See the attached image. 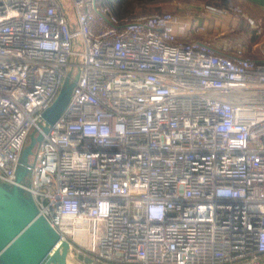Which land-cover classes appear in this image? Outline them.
I'll return each mask as SVG.
<instances>
[{
	"label": "built area",
	"instance_id": "built-area-1",
	"mask_svg": "<svg viewBox=\"0 0 264 264\" xmlns=\"http://www.w3.org/2000/svg\"><path fill=\"white\" fill-rule=\"evenodd\" d=\"M68 1L73 18L63 0H0V183L29 195L54 249L67 241L113 264H260L264 48L218 53L178 38L181 15L118 18L101 0ZM68 74L69 102L44 133ZM32 132L42 139L19 185Z\"/></svg>",
	"mask_w": 264,
	"mask_h": 264
},
{
	"label": "water",
	"instance_id": "water-1",
	"mask_svg": "<svg viewBox=\"0 0 264 264\" xmlns=\"http://www.w3.org/2000/svg\"><path fill=\"white\" fill-rule=\"evenodd\" d=\"M78 74H68L54 103L43 113V132H49L64 112ZM42 136L32 132L22 150L15 172V181L25 184L29 177V157ZM59 242L58 233L38 215L32 199L19 186L0 183V264H67L71 254L69 242H62L59 249L48 257ZM58 257V258H57Z\"/></svg>",
	"mask_w": 264,
	"mask_h": 264
},
{
	"label": "crops",
	"instance_id": "crops-1",
	"mask_svg": "<svg viewBox=\"0 0 264 264\" xmlns=\"http://www.w3.org/2000/svg\"><path fill=\"white\" fill-rule=\"evenodd\" d=\"M105 3L106 0L100 1L101 6H106ZM238 4L244 10L238 16L234 14L235 16L226 17L214 12L207 16V20L195 14L192 18L185 17L183 22L188 28L184 34L177 33L178 38L180 40L206 41L218 53L225 52L226 46L230 48L241 46L245 55H252L256 52V59L263 58L261 51L264 48V0H238ZM251 23L263 28H261L260 35L256 34ZM196 25H203L205 33L195 34L194 26Z\"/></svg>",
	"mask_w": 264,
	"mask_h": 264
},
{
	"label": "rangeland",
	"instance_id": "rangeland-1",
	"mask_svg": "<svg viewBox=\"0 0 264 264\" xmlns=\"http://www.w3.org/2000/svg\"><path fill=\"white\" fill-rule=\"evenodd\" d=\"M125 1H130V0H125ZM63 2L67 9V14L69 15L70 18H73L75 15V11L72 9L71 3L68 0H63ZM241 8L242 7L238 4V0H158L143 5L137 4L134 6L132 12L126 16H131L139 13L172 12L179 16L181 15L184 18L187 16H190L192 18L193 14H195L207 20L208 19L207 16L209 14H213L214 12L216 13L218 12L219 14L225 15L226 17L228 16L231 17L235 15L238 16L244 11ZM76 50L78 49L76 48ZM255 54L256 52H254L252 55L251 54L246 55V57L254 59L256 58ZM71 62L72 60L70 58L68 64L70 65ZM35 148L33 152L35 151ZM32 155L29 157V161H31ZM66 263L67 264H113V263H106L100 260L97 261L95 254L90 252L87 247L79 248L73 244H72L71 254L66 259ZM259 263L264 264L263 256L260 258Z\"/></svg>",
	"mask_w": 264,
	"mask_h": 264
},
{
	"label": "trees",
	"instance_id": "trees-1",
	"mask_svg": "<svg viewBox=\"0 0 264 264\" xmlns=\"http://www.w3.org/2000/svg\"><path fill=\"white\" fill-rule=\"evenodd\" d=\"M158 0H130V1H123V0H106L105 5L111 10V12L118 18H123L129 13L132 12L134 6L139 4H147L152 3ZM264 257V256H263Z\"/></svg>",
	"mask_w": 264,
	"mask_h": 264
},
{
	"label": "bare ground",
	"instance_id": "bare-ground-1",
	"mask_svg": "<svg viewBox=\"0 0 264 264\" xmlns=\"http://www.w3.org/2000/svg\"><path fill=\"white\" fill-rule=\"evenodd\" d=\"M78 239L77 240H80V238H79V236L77 237ZM56 249H59L60 250V252L62 251V249H61V247H58V248H56ZM56 249H53V251L49 254V256L48 257H51V256H53L54 254V252L56 251ZM55 256V255H54ZM58 258V257H57Z\"/></svg>",
	"mask_w": 264,
	"mask_h": 264
}]
</instances>
